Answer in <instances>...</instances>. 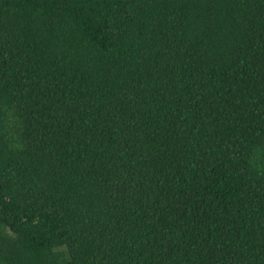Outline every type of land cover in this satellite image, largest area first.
I'll list each match as a JSON object with an SVG mask.
<instances>
[{"label":"trees","instance_id":"1","mask_svg":"<svg viewBox=\"0 0 264 264\" xmlns=\"http://www.w3.org/2000/svg\"><path fill=\"white\" fill-rule=\"evenodd\" d=\"M0 264H264V0H0Z\"/></svg>","mask_w":264,"mask_h":264}]
</instances>
